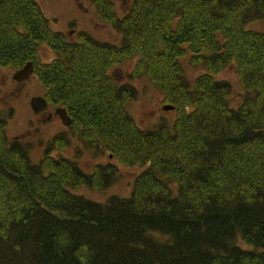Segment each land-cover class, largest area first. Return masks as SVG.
Wrapping results in <instances>:
<instances>
[{
	"label": "trees",
	"instance_id": "trees-1",
	"mask_svg": "<svg viewBox=\"0 0 264 264\" xmlns=\"http://www.w3.org/2000/svg\"><path fill=\"white\" fill-rule=\"evenodd\" d=\"M88 1L119 45L84 31L64 40L36 0H0V68L32 62L82 146L113 161L85 172L52 157V142L32 163L0 119V264H264V33L247 27L264 21V0H132L121 17L112 0ZM41 45L57 58L36 63ZM134 58L128 78L160 88L172 125L144 130L127 112L137 89L110 71ZM185 58L203 70L192 81ZM229 65L244 91L236 109L215 78ZM119 165L141 169L127 198L69 191L108 189Z\"/></svg>",
	"mask_w": 264,
	"mask_h": 264
},
{
	"label": "rangeland",
	"instance_id": "rangeland-1",
	"mask_svg": "<svg viewBox=\"0 0 264 264\" xmlns=\"http://www.w3.org/2000/svg\"><path fill=\"white\" fill-rule=\"evenodd\" d=\"M36 2L50 20L52 30L64 36V40L73 42L76 38L75 32L84 31L100 41L114 45L120 44V34L98 20L95 7L88 0H36ZM112 2L117 15L121 17L127 12L132 0H112ZM247 27L264 33V21L252 22ZM37 56L35 62L42 65L57 58L55 52L47 45H41L38 48ZM136 63V58L123 61L110 71L118 85L130 84L137 89V98L126 103L127 112L134 119L136 125L144 130L154 129L161 122L172 125L175 113L162 111L161 107L166 105V102L160 88L154 86L145 77L133 80L128 78ZM181 66L184 75L190 81L203 73L202 69L189 65L186 58L181 60ZM15 71L16 69L10 66L0 68V112H6V118L2 121L8 140L16 139L28 142L32 163H36L44 156V150L52 142L53 148L57 147L50 152L52 157L76 160L79 167L85 172H90L96 164H106L108 161H112V158L108 157V152L100 150V148L88 150L82 146L77 136L82 130L78 124L74 123L70 128L64 127L55 115H52L50 119L47 118V114L34 115L29 101L35 96L44 97L45 87L36 76V72L27 81L16 83L12 80ZM215 78L230 84L229 105L234 109L238 108L242 102L244 91L238 81L234 66L229 65ZM54 108L50 105L47 112L53 114ZM64 139L68 140V146L63 149L59 148L57 144ZM140 171L141 169L138 167L119 165L118 179L108 189L100 191L83 186L76 189L71 188L69 191L99 203H104L111 196L127 198L131 193L134 178ZM237 243L244 247L240 238Z\"/></svg>",
	"mask_w": 264,
	"mask_h": 264
},
{
	"label": "water",
	"instance_id": "water-1",
	"mask_svg": "<svg viewBox=\"0 0 264 264\" xmlns=\"http://www.w3.org/2000/svg\"><path fill=\"white\" fill-rule=\"evenodd\" d=\"M34 68L33 64L31 62H27L25 65L22 66L21 69L17 70L12 75V80L17 83H22L30 78V76L33 74ZM29 105L31 110L35 115H39L40 113L44 112L47 109V101L44 97H32L29 101ZM163 111H171L173 110V107L170 105L162 106L161 108ZM5 114L6 112H1V119L5 120ZM54 114L60 119L61 124L63 126H68L71 123L70 118L67 116L65 110L61 108H57L54 111Z\"/></svg>",
	"mask_w": 264,
	"mask_h": 264
},
{
	"label": "flooded vegetation",
	"instance_id": "flooded-vegetation-1",
	"mask_svg": "<svg viewBox=\"0 0 264 264\" xmlns=\"http://www.w3.org/2000/svg\"><path fill=\"white\" fill-rule=\"evenodd\" d=\"M45 114H47V118L50 119L51 118V113L49 112H45ZM44 113L42 115H45Z\"/></svg>",
	"mask_w": 264,
	"mask_h": 264
}]
</instances>
